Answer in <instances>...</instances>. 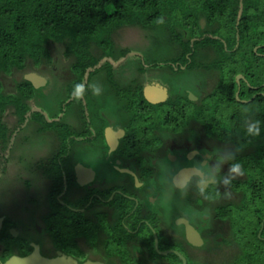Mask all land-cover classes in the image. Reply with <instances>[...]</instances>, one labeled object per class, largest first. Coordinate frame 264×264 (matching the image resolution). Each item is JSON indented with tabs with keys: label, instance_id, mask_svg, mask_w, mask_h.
<instances>
[{
	"label": "flooded vegetation",
	"instance_id": "af4514ba",
	"mask_svg": "<svg viewBox=\"0 0 264 264\" xmlns=\"http://www.w3.org/2000/svg\"><path fill=\"white\" fill-rule=\"evenodd\" d=\"M224 6H226L222 10L224 16L222 11L216 15L210 12L209 14L198 12L195 28L185 31L190 34L193 29H196L200 32V36L187 38L189 51L187 52L186 47L183 48L184 57L189 58L194 51L199 53L200 51L194 48L193 44L205 36L219 39L225 50L231 51L238 46V23L243 13V0H236V3L229 5L224 3ZM233 11H235V23L230 28L234 30L235 44L232 49H228L227 39L224 38L228 36L225 14L231 16ZM154 28H159L156 36L160 32L165 34L166 30L161 25L149 30L154 31ZM147 34V40L153 43L151 40H154L155 33L147 32ZM261 46L264 44L254 45L252 51L264 57V52H257ZM123 50L125 52L121 55L101 57L94 68H87L81 74L76 72L70 64L67 69V64L60 63L57 57L54 65L45 68L48 72L45 69L44 71L30 66L22 71H15L11 78L3 77V75L0 77L2 83L0 95L3 97V105L0 106V182L3 185L7 184V187L14 191L13 197L11 195L10 198L13 199L10 206L6 204L10 200L8 196L7 200L0 198V264H5L11 258L30 255L53 260L58 264H113L116 255L121 257L119 264H133L130 260L131 254L133 253L136 258H132L134 261L142 258L140 246L142 244L150 246L152 253L158 252V255L171 260V264H182V258L185 264H192L180 248L181 246H162L163 231L155 226L154 223H157V220L164 227L167 225L177 227L176 230L180 231L181 241L185 245L201 247L210 243L211 246H220L222 236L216 232L211 233L215 226L214 220L218 221L219 217L212 210L207 197L206 202L200 199L199 195L211 184H214L218 190L221 189L213 175V160L217 157L212 151L213 148L202 139L204 134L201 129L195 128L196 125L200 127V124L191 118L186 125L171 131L169 137L164 139L161 136V140L156 144L151 143L147 149L140 145L141 148L138 147L136 149L139 150L135 151L131 149L134 139L125 141V136L130 133V127L127 123L126 129L125 122H121L123 112L126 111L122 104L124 101L118 103L120 99L116 98V101L113 98L114 104L117 102V105L112 111L110 110L111 112H103L102 121L100 118L91 121L92 111L83 113L77 108L80 113H77L79 117L75 120L81 121L78 126L84 127L83 130L77 132L70 130L67 134L61 131L62 137L71 139L73 144L85 141L86 146L90 148L87 150L92 158L88 160L80 157L73 158L70 146L49 147L48 154L43 146L46 143L41 139L35 140L34 146L31 145L36 133L43 132L44 130L41 129L47 128L53 122L45 123L43 127L36 129V113L37 118L40 119L43 117L42 111L36 110L35 105H32L33 98H25L27 106L24 110L20 109V104L13 98L19 94L16 88L17 82L26 80L35 90L34 93L39 90L49 94L55 91L57 84H60L59 78L69 79L65 85L71 90L70 96L74 91V85L79 83L84 84V94H87L88 90H91L86 86L89 82L88 76L93 78L92 73L100 74L103 64L107 63L109 67L107 73H110L112 80L108 76V79L105 77L104 82L108 88H113L115 91L120 89V81L114 80L116 70L124 62L127 54L131 53L129 49ZM57 64H60L59 70H57ZM158 65L160 64L152 63L146 67L154 66L158 69ZM143 70L144 67L141 68V71ZM33 74L43 77L38 81L37 87L28 79ZM26 75L28 78L25 77ZM237 76L243 78L241 74ZM241 77L237 79L238 85ZM123 80L129 82V79ZM151 85L159 89H145ZM130 88L132 94L138 95L140 90L142 97L149 104L161 105L170 97L173 98L174 89L179 87L170 89L169 86L152 79ZM162 90L164 91L161 92ZM145 92L150 100L146 99ZM184 95L188 100L190 96L193 102L199 99L188 90H185ZM70 96L67 99H70ZM73 98L74 96L71 99ZM7 99L10 101L7 102ZM95 103L97 102H93L94 105ZM135 128L133 130H136ZM165 129L162 125L150 129L151 133L147 137V142L159 136L157 131H165ZM181 130H184V133L176 139V132ZM188 130L191 132L185 133ZM157 145L163 146L162 152L155 151L154 148ZM19 146L25 149L21 157L16 156ZM150 157L155 158V164L150 165L149 173L144 168L143 178H140L138 175L140 167H137L139 169L136 171L135 167L129 165V159L133 158L140 165L141 159L145 161ZM180 160L184 161L182 166L178 165ZM106 163L110 165L109 169L119 176L118 184L111 181L110 173L94 167V165ZM162 164L164 168L159 166ZM19 165L23 168L20 169ZM183 170L192 173L184 177L180 174ZM37 177H40V181L46 182V191L43 196L39 190H34L31 184L33 178ZM21 182L25 185L24 192L19 189ZM122 182H126L129 188H125ZM188 185L191 186L192 192H199L196 194V199L193 194L190 197L184 195ZM72 191L77 194L71 193ZM220 194L226 197L224 193ZM78 195H81V199H86L81 201ZM122 199L124 201L120 202ZM101 204L105 207H100ZM134 236H139V239ZM96 243L103 247V256L95 250Z\"/></svg>",
	"mask_w": 264,
	"mask_h": 264
},
{
	"label": "trees",
	"instance_id": "16d2710c",
	"mask_svg": "<svg viewBox=\"0 0 264 264\" xmlns=\"http://www.w3.org/2000/svg\"><path fill=\"white\" fill-rule=\"evenodd\" d=\"M199 2L202 6L193 9L191 8L192 4L187 0H0V77L3 75V77L11 78L15 71H22L30 66H42L39 69L44 70L50 65H54V60L57 57L60 63L70 58L71 67L81 74L87 68H94L101 57L115 56L114 42L117 40L121 29L124 28L123 26L133 27L135 24L141 23L153 28L161 25L166 30L165 33H170V27L165 20L173 15L176 10H179L184 14H181L184 20L187 19L185 21H187L190 30L195 28L198 12H206L207 14L210 12L212 15L220 14L224 10L223 7L226 8L224 3L229 5L236 3V0H199ZM243 6V13L238 23L239 44L235 49L225 50L219 39L207 38L208 44L213 46L215 42L212 57L213 61L218 64H214L213 67L217 69L226 68V76L221 86V89L226 86V90L219 94V97L225 99L232 109L233 114H229V117L234 126L231 129H238L240 122H237L235 117L241 112L243 116L252 121L260 120L256 144L258 141L264 143V121L261 120L264 119V57L258 56L252 51V48L256 44H264V5L255 3V0H243ZM222 13L224 16V11ZM225 15V22L228 26L226 35L228 36L224 38L227 39V48L232 49L235 44V37L234 30L230 27H233L235 23V11L231 16ZM254 25L256 27H252ZM253 28L257 29L254 31ZM190 34L194 36L192 33ZM184 42V47L187 48L188 52V39ZM204 45L205 43L201 39L194 42L193 47L201 51L199 48L204 47ZM123 52L125 50H120L117 54L121 55ZM239 52L243 53L241 60L236 59ZM257 52L263 53L264 46L258 48ZM204 56L202 53L194 51L189 58H186L182 53L183 62L189 61L190 67L195 64L198 66V61ZM225 63L228 65L222 67L221 65ZM211 68L205 70L208 71ZM59 69L60 64L57 66V70ZM107 69L109 70V67L107 63H104L100 72ZM237 74L243 76V79L239 80V85L235 81ZM108 76L111 78L110 73H107V79ZM1 84L0 81V91ZM16 86H18L16 88L19 94L13 98L20 104V109L24 110L27 106L26 99L33 98L34 94L32 93L35 90L26 80L17 82ZM237 86L239 90L236 98ZM219 90L220 86L214 94H217ZM38 91L36 90V92ZM115 92L119 93L120 91L115 89ZM138 92V95L129 91L127 93L120 92L128 97L127 106L124 107L126 110L132 112L131 114L137 112L145 114L144 122L141 123L140 127L136 130L131 128L130 133L125 136V141L134 139L131 149L135 151L139 150L136 148L140 145L147 149L151 143L156 144L162 137L164 139L169 137L171 131L186 125L190 118H188L183 107L176 105L173 98L170 97L161 105H152L145 101L140 90ZM2 98L0 95V106L3 105ZM184 99L186 102L188 101L186 97ZM241 99H250L249 104L254 107L261 105L260 109L256 108V117L249 113L244 114L245 104L240 101ZM9 101L7 99V102ZM166 107H169L171 112L167 109L163 116L147 113L153 109L159 112ZM243 116L240 118L242 119ZM36 117H38L37 113ZM222 119L226 120L225 115ZM160 125L166 128L165 131H157L159 136L152 138L153 142H147V137L151 133L150 129L160 127ZM188 127L190 128V125ZM231 129L225 132L221 129L226 137L220 138L240 147L241 140L237 133ZM227 152L222 156L220 155L221 158L218 160L224 158L230 167L237 162L241 163L245 177L232 179L233 184L226 185L223 183L221 174L214 170L213 175L217 179V183L222 184L218 191L226 194L225 187L227 186L234 190L242 189L240 204H237L248 210L249 213H254V223H251L250 219H244L243 216H240L236 221L239 224L246 223L247 226L253 225L249 235L255 241L252 245L249 239L247 240L248 250L240 264H264V199L260 197L264 192V154L255 160L259 164L255 162L248 167L246 160H237V156L234 155L235 152L233 154L228 149ZM225 179H230V176ZM239 183L242 187H239ZM210 186L216 187L214 184ZM259 202L262 203L259 204ZM261 223L262 231L257 236ZM242 238L241 233L235 235L237 244ZM239 245L241 246V244Z\"/></svg>",
	"mask_w": 264,
	"mask_h": 264
},
{
	"label": "rangeland",
	"instance_id": "374dc122",
	"mask_svg": "<svg viewBox=\"0 0 264 264\" xmlns=\"http://www.w3.org/2000/svg\"><path fill=\"white\" fill-rule=\"evenodd\" d=\"M190 2L191 8L196 9L200 8L202 5L199 2V0H187ZM255 3L264 5V0H255ZM190 6V5H188ZM182 12L179 10H176L173 15H171L168 19L165 21L166 24L170 27V33L166 32L165 34L159 33L158 36V29L154 28V31H150L149 29H152L150 27H147L145 25L135 24L133 27L123 26L124 28L121 29V31L118 34L117 40L114 42V51L116 54L123 49H129L131 53H128L124 62L121 64L120 67L116 70V74L114 77V80L116 82L120 81V89H118L120 92L127 93V91L130 92V87H136L138 84H144L147 81H150L152 79L158 81V83L165 84L166 86H169L170 89L174 87H179L178 89H174L173 93V99L177 106H181L185 109L187 112L188 118L190 117L191 120L197 122L200 124L199 126H195L196 129H201L204 135H202V139L206 141L208 146H210L216 157H218L216 160H218L220 155L222 156L224 153L230 151L231 153L237 156V160L241 161L242 159L248 164V167L255 163L256 159L260 156H263L264 154V143L258 141L255 144L256 138L258 136H253L248 133V128L252 125H255L257 121H252L248 117L243 116L242 112L238 113L237 122H240L238 129H231L234 124L229 117V114H233L231 107L228 105L225 99H221L219 97V94H222L226 90V86L221 89L223 79L226 76V68H219L217 69L214 64L216 61H213V47H215V42L213 43V46L211 44H208V36L202 37L203 43H205L204 47L201 46L199 49H201L200 53L203 54L204 58H201L198 61V66L196 64L194 66H189V63L183 62L182 58V50L184 48L185 40L191 36V34L186 33L185 30H189V25L187 24V19L184 20V17ZM187 24V25H186ZM252 27H256L255 25ZM257 28H253L255 31ZM253 31V32H254ZM147 32L155 33L154 40H151L153 43H150V41L147 40ZM186 33V34H184ZM192 35L194 36H200V32H198L196 29H193ZM205 39V40H204ZM192 43V42H191ZM115 54V55H116ZM243 56L242 52L237 53L236 59L241 60ZM57 59V58H56ZM70 58L66 59V62H63L64 64H67V69H69L68 65L70 63ZM174 62V63H173ZM102 61L100 62V64ZM160 64L158 65L159 68L156 69L154 66L152 67H146L148 64ZM228 64L221 65L222 67L227 66ZM37 69L41 68L42 66H35ZM144 67V70L141 71V68ZM211 68L210 70H205L206 68ZM154 68V69H153ZM46 70V69H45ZM44 70V71H45ZM41 71V70H40ZM47 71V70H46ZM48 72V71H47ZM47 72H44V74H48ZM60 77V76H59ZM90 78L88 76L89 82H87L86 86L90 87L91 90L87 94H84L83 98L80 100H76L75 98L71 99L73 95L70 96L69 92L71 91L68 89L67 85L65 83H68L69 79H60V84H57L55 91L51 92L49 94H44L41 91L35 92L33 95V101L31 102L32 105H35L34 107L38 111H42L43 117L40 119H37L35 122L36 129L39 127H43L45 123L53 122L52 125H48L47 128L41 129L44 130L43 132L36 133V136L33 138V141L31 145L34 146V142L37 139H41L45 141V145H43L46 149V153L49 154L48 148H54L57 146L60 148L61 146H70L72 149L73 154L71 153L73 158H85V160H88L92 158L91 154L88 153L90 149L86 146V142L83 141V143H77L73 144L71 143L72 140H67L64 137H62L61 131L64 132V134L69 133L68 131H81L84 127L80 128L78 125H80V120L77 119L78 114L80 113L79 110L83 111V113L91 112L92 114L90 116L91 121L102 118L104 111H112L113 107L117 105V102L112 100L113 98L117 101L116 98L120 99L118 103L122 102L127 106L126 100L128 101V97L122 95L120 92L117 93L113 90V88H108L106 86L104 80L106 81L107 78V70H102L100 74L92 75ZM106 77V78H105ZM237 75L235 76V81L237 82ZM105 78V79H103ZM242 78V77H241ZM84 79V78H82ZM123 79H129V82L123 80ZM131 79V80H130ZM243 79V78H242ZM93 86L95 88H99V94L95 95L93 93ZM129 86V87H127ZM220 86V90L217 94H214L216 92V89ZM86 87V88H87ZM185 90L191 91V93L197 95L199 97L197 102L191 101V98L189 96V99L187 102L185 101ZM238 92V86L237 91ZM70 96V99H67ZM242 103H244V114L249 113L251 116L256 117L255 111H257V107L252 106L249 104L250 99H241ZM95 103V105L93 104ZM93 104V105H92ZM168 106V105H167ZM258 109L261 108V105H259ZM83 108V110H82ZM170 111L169 107L163 108L161 110H151L147 111L149 114H155L157 116H163L166 112V110ZM124 110H126L124 108ZM137 110V109H135ZM110 111V112H111ZM119 111V110H118ZM127 111V112H126ZM123 112L121 122H125V128L127 129V123L131 128L138 129L140 127L141 123L144 122L143 118L145 114H141L140 112H137L135 114H131L132 112H129L126 110ZM156 111V112H155ZM171 112V111H170ZM173 112V111H172ZM254 112V113H253ZM216 115H214V114ZM176 114V113H175ZM117 115V114H116ZM225 115L226 120L224 121L222 117ZM243 116L241 119L240 117ZM82 117V116H80ZM264 121V119H261ZM260 121V120H258ZM201 122V123H200ZM261 122V121H260ZM259 122V124H260ZM33 123V121H32ZM30 124V123H29ZM258 124V126H259ZM64 126V128H63ZM135 126V127H134ZM173 127V126H172ZM37 129V130H38ZM63 129V130H62ZM222 131H229L230 129L233 130V132L237 133L238 138L241 140V144H239L240 147L234 146L233 143L225 142L223 132ZM205 130V131H204ZM25 131V130H24ZM191 131H185V133L189 134ZM206 132V133H204ZM184 133V130H181L179 132H176V139H179L181 135ZM23 134V133H21ZM27 134V133H25ZM223 139H221V138ZM243 139V140H242ZM183 140V139H181ZM182 142V141H181ZM34 143V144H33ZM159 144V143H158ZM179 144V143H178ZM255 144V145H254ZM38 146V145H37ZM28 147L29 144H28ZM238 147V149H237ZM83 155H82V150ZM155 151H161L163 150V146L157 145L155 148ZM18 153L16 156L21 157L24 153V150L22 146H19L17 148ZM228 153V152H227ZM47 154V155H48ZM52 155V154H51ZM228 156V154H227ZM169 157V156H168ZM94 158V157H93ZM229 157L227 158V160ZM100 160V159H99ZM214 161L213 170H217V173L219 172L221 174V178L225 180L227 176H229V169L230 165L224 161V158L220 161ZM216 161V162H215ZM243 161V162H244ZM140 165L133 159H129V165H132L136 168L140 167V170L138 171V175L140 178H143V169H146V172L149 173L151 171V166L155 164V158L150 157L148 160L145 161L141 159L139 161ZM258 163V162H256ZM184 161H179V166L183 165ZM259 164V163H258ZM166 166V164L164 163ZM164 165H159L160 167ZM20 169L23 167L19 165ZM18 167V169H19ZM94 167L100 168V171L107 172L111 174V181L113 183L118 184L119 182V176L117 174H114L112 170L109 169L110 165L108 163L106 164H99V166L94 165ZM140 172V173H139ZM215 172V171H214ZM245 175L236 177V178H244ZM235 178V179H236ZM40 177L33 178V182L31 183L34 187V190H39L40 194L43 196L44 192L46 191V182L40 181ZM234 181H231L233 184ZM122 185H125V188H129L128 185H126V182H122ZM226 186V185H225ZM220 187H222V184H220ZM239 187L240 183H239ZM19 189L21 192L25 191V185L23 182L20 183ZM247 190V188H245ZM225 190H227L228 194H225L226 197H223L222 194L219 193L218 188L210 186L207 188V190L201 192L200 199H203L210 203L212 210L216 215H218L219 220L215 221V226L211 230V233H218L222 236V241L219 243L221 246L216 247L214 245L211 246L210 243H206L204 246L201 247H191L187 244L185 245L181 241V234L180 231H177V227L173 226H166L162 223H159L160 221L157 220V223L155 226L158 227V229H162L163 234H161L162 238V246L172 245L174 247H179L183 250V252L188 256V259L192 262V264H240L242 259L245 257V254L248 250L247 240L249 239L250 244L254 245L255 241L252 239V236L249 235L250 230L253 225L247 226L246 223L239 224L237 223V219L240 216L245 217L244 219L249 220L251 223L253 222V214L249 213L248 210L244 209L240 204V199L242 197V189H230L229 186L225 187ZM185 196L190 197L192 194L194 198L196 199V194L199 192H195L191 190V186L188 185L185 188ZM13 192L10 190L6 185L1 184L0 182V198H6L8 196V199L11 198V195L13 197ZM75 191H72L71 193H74ZM192 192V193H191ZM77 194V192H75ZM249 195V193L247 192ZM260 197H263L261 199H264V192L262 193ZM81 199V195H78ZM15 199V198H14ZM86 198L81 199V201H84ZM193 199V198H192ZM260 199V200H261ZM1 200V199H0ZM4 200V199H3ZM7 200V198H6ZM13 199H10L8 203H6L8 206L11 205V201ZM42 200V198H41ZM24 199V203H25ZM124 201V199L120 200V202ZM206 201V202H207ZM116 203V201H115ZM238 203V204H237ZM262 202H259L261 204ZM1 205V203H0ZM27 206H30L29 203H26ZM100 207H105L103 204L99 205ZM108 206H112L111 204ZM119 206V205H118ZM32 214V213H31ZM97 214V213H96ZM246 220V221H247ZM109 222V221H108ZM153 224V225H154ZM262 231V223L260 224L257 236H259L260 232ZM238 233H241L243 238L240 241L239 244L238 241L235 239V235ZM148 234V233H147ZM146 234V236H147ZM177 234H180L179 236ZM135 238L139 239V236H134ZM264 239V238H263ZM136 243V242H135ZM139 244H141L139 242ZM96 247V251L100 253V255H104L102 253V246L96 243L94 245ZM142 250V258L133 260L134 254H131L130 260L133 262V264H171L172 261L164 256H160L157 253H152L150 246L147 245H140ZM209 248V249H208ZM113 264H119L121 257L114 256ZM119 258V259H118ZM136 259V258H135ZM139 260V261H138ZM129 263V262H126ZM132 264V263H131Z\"/></svg>",
	"mask_w": 264,
	"mask_h": 264
},
{
	"label": "water",
	"instance_id": "95a60500",
	"mask_svg": "<svg viewBox=\"0 0 264 264\" xmlns=\"http://www.w3.org/2000/svg\"><path fill=\"white\" fill-rule=\"evenodd\" d=\"M26 78H28V76L26 75L25 76ZM239 77L241 76H238L237 79H239ZM36 87H37V83L39 80L43 79L42 76L40 75H37V74H33L31 78H28ZM148 88H156V89H159L157 86L155 85H151L150 87H147L145 89H148ZM164 90H162L161 92H163ZM238 95V92L236 93V97ZM145 97L147 100H150L149 96L146 94L145 92ZM192 173L191 171H188V170H183L181 171V175L183 174V176L185 175L186 177ZM184 176V177H185ZM188 233H189V230H188ZM190 236V235H189ZM5 264H58V262L56 261H53V260H46V259H43L37 255H30V256H26V257H15V258H11L10 260H8ZM182 264H185V260L184 258H182Z\"/></svg>",
	"mask_w": 264,
	"mask_h": 264
},
{
	"label": "clouds",
	"instance_id": "9594fccd",
	"mask_svg": "<svg viewBox=\"0 0 264 264\" xmlns=\"http://www.w3.org/2000/svg\"><path fill=\"white\" fill-rule=\"evenodd\" d=\"M84 92H85L84 84L79 83V84L74 85V91H73L72 95L74 96V98L76 100H80L83 98ZM93 93L95 95L99 94V89L95 88V86H93ZM258 124H259V121H257V123L255 125H252L248 128V133L250 135H253V136L259 135ZM243 175H244V171H243L242 165H241V163L237 162V163L231 165V167L229 169L230 179H225L223 181V183L226 185L231 184L232 179H235L236 177L243 176Z\"/></svg>",
	"mask_w": 264,
	"mask_h": 264
}]
</instances>
